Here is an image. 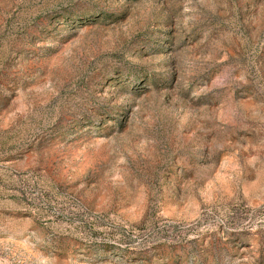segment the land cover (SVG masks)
Returning a JSON list of instances; mask_svg holds the SVG:
<instances>
[{
    "label": "rangeland",
    "instance_id": "obj_1",
    "mask_svg": "<svg viewBox=\"0 0 264 264\" xmlns=\"http://www.w3.org/2000/svg\"><path fill=\"white\" fill-rule=\"evenodd\" d=\"M0 264H264V0H0Z\"/></svg>",
    "mask_w": 264,
    "mask_h": 264
}]
</instances>
